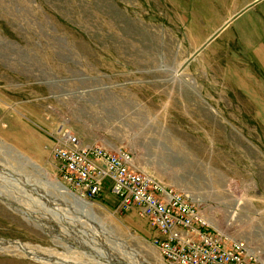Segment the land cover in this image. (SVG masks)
<instances>
[{
    "label": "rangeland",
    "instance_id": "374dc122",
    "mask_svg": "<svg viewBox=\"0 0 264 264\" xmlns=\"http://www.w3.org/2000/svg\"><path fill=\"white\" fill-rule=\"evenodd\" d=\"M214 2L0 0V264H166L138 210L63 181L61 131L264 259V8Z\"/></svg>",
    "mask_w": 264,
    "mask_h": 264
},
{
    "label": "built area",
    "instance_id": "2783aa9c",
    "mask_svg": "<svg viewBox=\"0 0 264 264\" xmlns=\"http://www.w3.org/2000/svg\"><path fill=\"white\" fill-rule=\"evenodd\" d=\"M53 156L61 178L79 197L95 200L108 186L121 214L138 210L158 233L153 245L166 264H264L248 242L230 240L214 228L191 197L138 171L130 154L112 155L61 131Z\"/></svg>",
    "mask_w": 264,
    "mask_h": 264
},
{
    "label": "crops",
    "instance_id": "0c3cea01",
    "mask_svg": "<svg viewBox=\"0 0 264 264\" xmlns=\"http://www.w3.org/2000/svg\"><path fill=\"white\" fill-rule=\"evenodd\" d=\"M214 1H215L214 3L217 2V4L220 5L224 4V10L221 13L232 14L226 16V19H228V21L234 16V14H237L238 12H244L245 9L251 5L252 6L255 5V7H258L259 5H263L264 8V0H214ZM235 3L236 6L231 9L229 5Z\"/></svg>",
    "mask_w": 264,
    "mask_h": 264
},
{
    "label": "bare ground",
    "instance_id": "6f19581e",
    "mask_svg": "<svg viewBox=\"0 0 264 264\" xmlns=\"http://www.w3.org/2000/svg\"><path fill=\"white\" fill-rule=\"evenodd\" d=\"M56 190L59 191L61 194H65V195H69L77 204L79 205H85L86 207L90 208V204H88L86 201L84 200H78V198H76V196H74L72 193L70 194L67 190H65L64 187H62L60 184H55L54 185ZM72 195V196H71ZM0 197H3L8 203L9 200L5 198V196L3 195L2 192H0ZM77 199V200H76Z\"/></svg>",
    "mask_w": 264,
    "mask_h": 264
},
{
    "label": "water",
    "instance_id": "95a60500",
    "mask_svg": "<svg viewBox=\"0 0 264 264\" xmlns=\"http://www.w3.org/2000/svg\"><path fill=\"white\" fill-rule=\"evenodd\" d=\"M74 196H75V194L74 193H72ZM79 198V197H78Z\"/></svg>",
    "mask_w": 264,
    "mask_h": 264
}]
</instances>
